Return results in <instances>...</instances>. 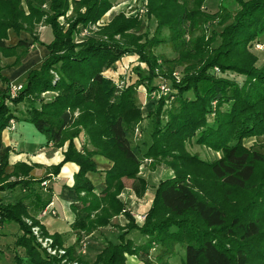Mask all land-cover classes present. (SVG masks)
<instances>
[{
    "label": "trees",
    "instance_id": "obj_1",
    "mask_svg": "<svg viewBox=\"0 0 264 264\" xmlns=\"http://www.w3.org/2000/svg\"><path fill=\"white\" fill-rule=\"evenodd\" d=\"M147 1V16L156 20L158 30L165 27L170 31L169 41L177 52V58L165 60L169 66L159 75L171 78L175 67L186 69L181 71L180 82L165 83L178 91L170 96L172 104L167 109L161 98L151 111V142L143 149L133 138V126L140 119L134 92L131 88L120 91L102 74V69L122 52L136 46L142 54L150 45H138V38L128 33L138 29V20L114 14L99 37L87 36L76 43L77 30L99 20L110 9L111 0H0V60L11 56L18 65L32 45L47 49L39 68L27 73L14 97L9 94V81L1 74L0 65L4 84L0 89V191L19 187L27 192L31 205L35 203L41 210L49 203L50 195L44 196L40 186L46 177L31 179V166L18 163L10 174L4 173L10 148L3 145L2 132L14 118L13 108L26 103L24 120L47 142L57 147L66 142L63 158L50 168L51 173L57 174L66 162L78 167L71 187L78 196L72 205L75 217L70 225L76 242L66 249L69 259L82 262L75 251L82 237L112 225L113 219L123 214L127 223L120 227L118 242L106 244L91 264H125L126 255L140 256L144 264H169L177 247L184 251L181 264H264V185L255 192L257 202L252 197L228 214L195 188L190 174L173 167L174 175L155 186L142 225L134 222L126 203L118 197L124 178L132 179L133 190L142 195L146 182L138 177L137 169L145 158L166 159L170 150L176 149L170 146L178 150L193 138L221 153L214 160L202 161L214 179L224 187L248 191L258 163L264 161V152L242 145L245 137L264 136V64L258 66L249 50L264 33V0H232L238 6L232 15L223 7L210 15L201 9L205 0ZM213 20L221 29L209 37L205 25ZM40 25L50 28L52 38L47 44L37 35ZM196 29L200 30L197 34ZM9 31L16 35L24 32L31 40L19 38L14 45H6ZM115 35L119 39L115 40ZM213 35L219 40L216 47H210ZM144 59H148V70H137L138 82L154 88L161 84L158 80L162 81L155 70L160 63L152 55ZM227 73L243 79L239 83ZM46 91L55 92L49 101L39 98ZM188 92L190 97L185 95ZM81 133L86 137L82 150L76 144ZM94 155L111 162L99 193L86 176L96 170ZM251 207L255 209L251 211ZM9 223H16L22 232L14 246L23 249L24 257L15 254V264H60L59 258L40 251L31 226L37 225L42 234L46 233L30 216L23 198L6 203L0 200V227ZM134 230L146 238L143 243L136 244L128 237ZM52 238L61 246L57 234ZM152 248L157 255L150 263Z\"/></svg>",
    "mask_w": 264,
    "mask_h": 264
},
{
    "label": "rangeland",
    "instance_id": "obj_2",
    "mask_svg": "<svg viewBox=\"0 0 264 264\" xmlns=\"http://www.w3.org/2000/svg\"><path fill=\"white\" fill-rule=\"evenodd\" d=\"M147 2H148L147 0H112V5L110 9L99 20H97L93 24H88L84 28H81L79 31L77 30V33L75 34L76 43H81L86 39L87 36L88 37L93 36L96 38L99 37L100 30L106 27L110 23L111 16L114 14L121 13L126 18L134 17L135 19L138 20L139 23L138 29L129 30L128 33L134 34L138 38L137 39L138 45H147L148 42H150L149 43L150 45L147 46V48L144 51L142 50V54L138 52L136 46L135 47L132 46L131 50L122 52L121 55H119L116 60H114L111 64H109L108 66L102 69V74L111 78L120 91L126 88H131L132 91L134 92L136 104L140 111V119L133 126V138L135 142H137L143 149H145L146 146L151 142V136H150L152 131V119L150 117L151 111L154 110L155 106L157 105L158 101L161 98L164 99L163 100L164 109H167L166 107L169 104H172V102L170 103L169 101L170 96L171 97H174V95L176 96V94L174 93H177L178 91L174 85L169 84L168 91L164 92L163 90H161L160 85L165 84L166 82L170 83V80L174 81L175 83L180 82L183 75L181 71L183 69L184 70L186 69V66L185 68L184 66L180 68L175 67L170 73L171 78H166L165 76L159 75L161 71H166V66L167 67L169 66L165 60H173L177 58V52H175L174 48L172 47L169 41L170 31L165 27H162L160 30H158L156 20L153 17L147 16ZM221 7L225 8V10L231 15L238 9V6L232 0H205L201 9L211 15L221 10ZM43 8L47 9V6L44 5ZM59 20L61 23H64L63 17H60ZM216 23H217L216 20H213L211 23H207V25H205L206 32L209 37L212 36L213 31L218 32L221 29L220 27L215 26ZM199 31H200L199 29H196L195 30L196 34L199 33ZM37 35L39 39L41 41H44L46 44L52 38L50 28L46 25H40L37 28ZM263 35L264 33L261 34L256 40H254L252 44L249 46V50L252 53H254L255 56L257 52H259L262 55V59H264V41H263L264 38H262ZM185 38L188 40L187 36H185ZM114 39L115 40L119 39V35H115ZM212 39L213 40L210 42V47H216L219 41L218 37L214 38L213 35ZM151 41H155L154 44H151ZM35 46L32 48V51L34 50L35 52L29 53L28 56L20 60V63L18 65L14 64V57L7 56L1 58L2 64L0 60V65L2 66V70L4 72L3 74L12 79V80L8 79L9 85L10 84L22 85L26 78L27 73L32 69L39 68L40 64L46 57L45 52L47 51V49L44 45L41 46L45 48V51L43 50L44 48L42 49L41 47L35 49ZM258 46H262V48H259ZM151 55L157 57V62L160 63V67L155 68V70L157 74L156 77H159L162 80L161 82L158 80V83L161 84L155 86L154 88L152 84L150 86L148 84L147 86L146 83L144 82L139 83L138 74H137L138 69H142L145 71L148 70V64H147L148 59L146 61L144 58L147 57L151 58ZM258 58L256 56V59ZM40 61L41 63H39ZM256 64L258 65L257 61ZM214 69L216 73H219L218 68H214ZM234 75L235 74L227 73L228 77L235 78L240 83L243 77L238 75L234 76ZM1 85L4 88V84L2 83ZM166 93H171V94L166 96ZM54 94L55 92H51V91L42 92L39 95V98L44 101H49V99ZM185 95L190 97L191 92H188ZM21 104H23L24 106H22ZM17 106L21 107L19 111H21L23 115L26 114V110H27L26 103H20ZM11 107L13 108L14 106L12 105ZM13 110L15 111L16 109L13 108ZM81 135H84V133H81L79 136ZM85 144L80 145L81 150L83 149V145ZM242 145L247 149H251L254 147L264 152V136L262 138L245 137L242 139ZM170 148H176V149L173 150L174 152H171L172 150H170L171 154L169 155L168 158L166 159L160 158L157 161H153L151 158H145L139 164L137 169L138 170L137 175L146 182V188L141 196H138L134 191L136 197L138 198L143 197L146 191H148L153 198L154 188L159 182V180L174 175V171L172 168L178 167L177 170L190 174V180L194 183L195 188L203 196L207 197L210 200H214L216 203L222 206V208L228 214L234 212L235 210L245 205L248 202V200H250L252 197L254 201L256 202L258 201V199L255 200L256 199L255 192L257 190L258 192H260L262 190L261 189L262 186L264 185V161L258 163L256 168L255 178L250 183L251 185L249 186L248 191H241L235 188L224 187L220 181L214 179L212 175H210L206 167H204V165L202 164V161H211L218 158L221 154L219 151H215L207 147L206 145L196 143L195 138L191 140H187L183 144V147L182 148L179 147L178 150L176 146H170ZM125 179L127 178H124L122 180L124 187L120 192V194L123 191L126 192L127 190L125 189V187L130 186L131 184L132 187L134 188L135 182L132 179H128L129 182L126 181ZM130 180L132 181V183L130 182ZM150 188L153 189L151 190ZM120 194L118 195V197H121ZM123 202L126 203L128 211L130 215L133 217L134 222L138 225H142L143 216L146 213V211H144L145 202L141 203L142 207L141 205L139 206L137 204L135 198H128V200H124ZM134 207L137 209L140 208V210L138 212L133 211ZM250 209L251 211H253V209L255 208L251 207ZM120 215H122L123 217L116 218L114 221H112L114 223L112 227H106L105 230H101V229L95 230L93 231L95 233L91 232L93 233V235L90 239L88 238V240L93 242L92 238L97 239L96 240L98 242L97 245H92V244L88 246L86 245L85 248L82 249V244L86 243L85 240L80 241L76 245L78 246V248H75L76 254L82 257L83 259L82 262L75 259L73 260L69 259L68 256L66 255L67 248L63 246H58L57 244L54 243V241H53V245H56L58 248H62L65 251L64 254L50 255L45 249H43L40 246V243H38V247L40 248V251L45 255L59 258L60 264H91V262H93L95 259L94 257L96 255L97 250L106 246V244L108 243L115 244L118 242V235L119 233L122 232V230L120 228L117 229L116 226L119 225L118 223L120 222L123 224L127 223L125 216L123 214ZM25 221L28 225L31 224L30 221L27 220ZM33 226L36 225H32L31 228ZM45 236H49V235L46 234ZM49 237L53 240L51 236ZM128 237L133 239L135 243L137 241H142V239L144 238V236H141L135 230L131 231L128 234ZM9 242H10V238L0 239V264H15L13 254L10 251H7L6 248L7 243ZM150 252H151L150 263H153L157 255V250L152 248ZM129 256L136 257V259L140 262V264H144L142 258L140 256H135V255H126V261ZM183 259H184V251L177 247L176 254L169 259V264H181Z\"/></svg>",
    "mask_w": 264,
    "mask_h": 264
},
{
    "label": "crops",
    "instance_id": "obj_3",
    "mask_svg": "<svg viewBox=\"0 0 264 264\" xmlns=\"http://www.w3.org/2000/svg\"><path fill=\"white\" fill-rule=\"evenodd\" d=\"M28 36L29 35L24 32L16 35L14 32L9 31L8 39L5 40V44L10 46L14 45L20 37V39L30 41L31 38ZM262 38H264V35ZM34 46L35 45L31 46L26 56H28L29 53L35 52L34 50L32 51V48ZM40 47L42 49L44 48L41 45H36L35 49ZM43 50L45 51V48ZM45 53L47 54V51ZM256 56L257 58L259 57L257 59V62L258 65L261 66L264 63V59H262V55L259 52H257ZM41 61L39 63H41ZM3 73V70H1V74L4 77L12 80L11 78L5 76ZM1 84L2 83L0 81V89L3 88ZM21 105L24 106L23 104ZM20 108V106L15 107L16 110L14 111V118L12 119V128L7 127L2 132L3 145L10 148L8 155V165L6 166L4 173L10 174L16 164L24 163L28 166H31L29 176L33 180L41 179L44 177H46L45 179H48L52 176L51 178H49L47 187H42V191L44 193L43 195H50L49 203L42 210L36 208L35 203L34 206H32V200L29 196H27V192L21 190L19 187H15L13 190L0 191V200L3 203H6L14 199L23 198L24 202L29 205L30 216L39 222L44 232L51 237L52 235L57 234L60 237L59 240L61 242V246L65 248L70 247L76 242V234L71 229L70 225L75 217V212L72 205L77 203L78 196L71 187L74 181V175L77 172L78 167L74 163L66 162L61 166L57 174L51 173L50 168L58 164L63 158V152L66 147V142L61 147L55 146L52 142H47L45 137L41 135L33 127L32 124L24 120L25 114L23 115L21 111H19ZM85 140L86 139L84 135L79 136L78 140H76V144L78 145L79 149H81V144L86 143ZM92 159L95 162L96 170L94 172H88L86 176L93 185L94 191L96 193H99L104 188L105 172L110 168L111 162L99 155H94ZM13 179L14 177H10V180ZM125 180L129 182L128 179ZM130 182L132 183L131 180ZM125 189L129 192L123 191L120 194V200L124 201L128 200V198H135L139 206L142 202H145L144 211L148 210L152 200V195H150L148 191H146L143 197L138 198L135 196L132 184L125 187ZM150 189L152 190L153 188ZM139 210L140 208L137 209L134 207L133 211L138 212ZM121 217L123 216L119 215L115 217L113 221L116 218ZM25 220L30 221V219L28 218H26ZM118 224L119 225L116 226L117 229H119L120 227H124L126 223L123 224L120 222ZM113 225L114 223L112 222V225L108 227H112ZM105 228H101V230H105ZM93 233L84 235L81 241L85 240L87 246L90 244L97 245V239L92 238L93 242L88 240V238L90 239L92 237ZM21 234L22 232L19 230L16 223L4 224L0 227V239L10 238V242L7 243L6 248L7 251H10L13 254V257L15 254H17L21 258L24 257L23 249L14 246L16 237ZM143 241H145V238H143L142 241H137L136 244H141V242ZM75 248H78V246H76ZM102 248L97 250L96 255L102 250ZM126 264H140V262L136 259V257L129 256L127 258Z\"/></svg>",
    "mask_w": 264,
    "mask_h": 264
},
{
    "label": "built area",
    "instance_id": "obj_4",
    "mask_svg": "<svg viewBox=\"0 0 264 264\" xmlns=\"http://www.w3.org/2000/svg\"><path fill=\"white\" fill-rule=\"evenodd\" d=\"M259 48H262V46H258ZM161 90L164 92L168 91V87L165 84L160 85ZM22 88L21 84L17 85H9V94L11 97L16 96L18 91ZM162 91V92H163ZM13 120H10L8 128H12ZM52 177V176H51ZM49 177V178H51ZM49 178L44 179L41 181L40 186L43 188H46L49 183ZM51 211V210H50ZM144 217V216H143ZM31 233L34 236L37 243H40V246L45 249L50 255L54 254H64L65 251L62 248H58L56 245H53V240L49 236H45L42 234L41 229L39 226H33L31 228ZM86 246V243L82 244V249H84Z\"/></svg>",
    "mask_w": 264,
    "mask_h": 264
}]
</instances>
